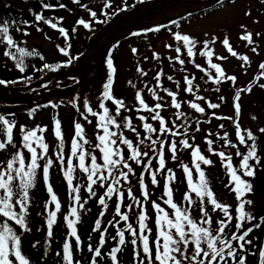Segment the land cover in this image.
<instances>
[{"label": "snow or ice", "instance_id": "6c2138e0", "mask_svg": "<svg viewBox=\"0 0 264 264\" xmlns=\"http://www.w3.org/2000/svg\"><path fill=\"white\" fill-rule=\"evenodd\" d=\"M74 3L80 4V0H73ZM143 2V0H141ZM222 3V0H220ZM234 2V0H233ZM264 3V0H261ZM60 8L66 6L62 3L58 5ZM86 9L93 21L104 23L105 21H98L97 12L93 11L87 5H80ZM54 6L49 3H44L41 0L42 9H50ZM111 0H106L103 8H111ZM121 11L125 9H120ZM31 11V10H30ZM107 15V13H104ZM246 16L251 15V10L245 12ZM62 20L63 18H59ZM35 22H43L49 25L53 29L58 28L57 23H53L51 19H46L43 15V11L34 15ZM78 25H82L85 29H91V23L86 22L84 19H78L76 22ZM171 23L176 24L175 21ZM259 23V21H254ZM30 25L28 20L16 21L9 19H0V44L6 45V50L3 52L5 57L11 58L15 61V67L23 73L25 71L24 57L38 55L41 60L44 57L35 50L29 51L25 47H21L20 44L14 39L11 34V29L15 27V31L22 32L27 36L30 33L26 29H22L19 25ZM160 28H167V25H160L156 28L147 29V31H160ZM242 34L240 39L245 41L247 45H256L257 37L262 34L260 32L253 33L247 29L246 25H240ZM37 31H42L39 27ZM75 28L72 32H75ZM58 31L61 36L67 41L69 38V31L64 27H59ZM139 33H134L138 35ZM177 45L173 48V45L166 44L165 47L173 49L177 55L175 57H168L170 63L176 62L180 66H184L186 63L185 58H181L186 53V58L196 69L201 72H205L207 79L200 77L199 79L207 84L211 81L215 85H220L224 81H232L236 84L237 77L235 75H227L224 68L220 63L213 62L214 50L210 45L217 42V37L212 36L210 39L205 38L203 41L197 40L195 37L189 34H182L181 32L172 33ZM207 37V34H205ZM49 38V37H46ZM50 39V38H49ZM222 45L226 48L227 52L232 57L243 61L241 67L250 63V58L247 55H241L234 50L230 43L229 37L226 35L221 41ZM202 45L201 48H197V45ZM257 46H253L251 51L257 53ZM71 44L68 43L66 47L57 45V49L68 59L63 63L43 65L44 69H48L52 72L58 71L62 67H68L72 64L76 57L70 55L69 49ZM14 49L15 51H11ZM182 49L184 52L182 53ZM133 53H136V49H132ZM197 53L202 57H207V69L202 67L201 64L196 63L195 57ZM19 54V55H17ZM155 60H160V56L157 53H153ZM147 60V57H144ZM219 60H226L227 57L219 56ZM107 80L103 84V91L101 94V100L99 102V108L102 112L93 111V108L89 106L87 98L83 100V107L87 113H90L93 117H98V124L96 127L102 130V134H97L98 144L95 148L99 149L102 163L98 162L97 155L89 149H85L84 145H90V141L85 136V131L81 123L75 122L74 129L75 134L71 141V155L66 161L63 155L64 148V135L61 130V121L58 118H54V136L58 140V151L56 152V158L61 164L63 176L67 181L70 196L73 201V205L68 215L65 216L67 228L70 230L68 236L75 239L76 250H81V237L78 235L76 225L80 222L79 210L90 211L86 209L85 205L87 200H82L80 195L81 186L79 184L74 185V171L78 167L83 173L86 174L87 183L84 186L89 194V198L96 197L97 193L94 186L104 188V194L98 197V204L102 207V210L98 214V218L94 222V232H100V238L97 246L88 244V251L91 253V259L89 264H99L98 258H102V248L106 243L107 228L101 231L102 220L105 211L108 210V200H112L116 197V203L114 206L115 215L107 223L116 228V236L111 237L115 240L118 237V245L111 248L106 254L111 264H120L118 260V253L122 251V246L126 244L125 232L127 231L132 239L133 245V259L135 264H248L249 256L255 259L256 264H264V243H261L258 247L254 244V239L249 238L250 234L255 229H260L264 226V215H257L254 212L255 201L251 197L255 195V185L253 181L257 178L259 171H264V157L259 154L258 150V137L254 134L253 130L248 128H242L240 117L242 114L241 94L251 93L253 91V83L249 82L244 87H237L234 98L233 108L234 116H218L216 112L211 113V117L206 121H201L195 116H190L188 113L182 110L183 106L194 111L198 114H207L206 110H217L221 108V103H214L206 99L205 96L198 93L208 91L207 88L201 89L199 84L194 83L197 80L195 75H184L183 79V91L190 94L192 99L182 100L180 97L181 81H175L177 91H172L167 87H164L161 83V78L165 76L163 69L156 72L153 79L156 81L154 87H150L147 83L144 84V88L147 89L154 101V104L149 105L142 95V90L138 89L135 92V101L138 102V107L135 109L137 112H147L149 116L139 115L138 119L142 122L141 126L144 132L143 137L141 133L137 131V128L133 125L132 118L130 116H123V123L118 122L117 117L122 115L121 110L131 111L128 109L125 101L121 98H116L113 94L114 76L116 74V68L113 65L111 57L107 59ZM259 72L254 76L256 86L261 90H264V83L260 81L264 79V62L258 65ZM179 71H186L183 67L178 69ZM211 70H214L211 71ZM137 73L146 77L148 72L142 67L137 65ZM167 80L173 81V76L167 75ZM25 81H30L31 77H23ZM19 81H5L0 79V85L15 84ZM128 84L136 88V84L131 80ZM46 88L47 85H44ZM157 89L163 91L170 98V101L165 103L164 97L161 96ZM213 91L219 93L220 88L216 87ZM78 99V97L76 98ZM219 100L223 102L225 97L219 96ZM105 101L111 102L115 106V113L112 114L109 108L105 106ZM51 103V102H49ZM75 106V101H71ZM202 104L204 106H202ZM44 105L43 107H47ZM53 108L58 107V104H51ZM166 107L175 109V119H166L162 114V110ZM79 111V109H77ZM36 108L30 110L29 115L34 113ZM81 116L88 123V116L84 112L80 113ZM12 115V114H10ZM149 118L152 121L158 122V127L153 123L148 122ZM229 120L234 124L235 137L238 139L239 145L246 146V151L242 152L236 143H233L229 138L228 131H224L223 135L219 132H209L208 136L215 137L210 139L205 137L207 144V152L219 157L222 162V167L226 170L228 176V183L225 188H228L231 193L234 194L236 204L234 206L223 203L218 200L215 192L210 186L209 179L206 176L204 169L201 165H213L214 161L205 155L198 144L195 143L196 137L190 136L189 129L192 126V122H195L196 132H202L200 127L201 123H211V119ZM253 121L257 120V117L253 115L251 117ZM0 131L5 133L6 139L0 140V151H5L11 145L16 149L11 153L10 158L6 160H0V264H31L30 259L22 251V234H18L9 221L18 225L23 232H29L28 225V210L31 203L30 189L35 186L37 170L42 168L43 180L46 184V190L50 195V201L46 202L45 207L49 203H54L55 210L47 212V237L53 236V225L56 223L57 213L60 211L61 204L53 191V187L49 182V171L53 166V159L48 156L49 145L45 142L42 133L46 131L45 127L39 125L33 129H27L25 126H20V132L22 133L21 146L18 147L14 143L13 129L16 127L15 120L8 119L5 115L0 114ZM113 127L117 130L125 128L133 132L136 136V141L127 138L123 131H114ZM225 125L221 123L220 129H224ZM38 132L41 133L38 135ZM258 133L264 135V127L258 128ZM155 137V138H154ZM171 137V139H168ZM179 137V139H176ZM223 142V148L235 149L234 155L240 157L238 166L233 164V155L227 154L225 150H218L213 147L216 140ZM190 140L192 142H190ZM35 145V146H34ZM120 145L126 146L127 154ZM179 148L183 150H190L192 165L195 172L198 174V179L193 178V169L188 164L180 162V167L186 175L187 186L189 192L184 194V200L187 201V207H181L173 200V189L171 182L176 180V174L171 168L166 167L165 151L171 153V159L173 161L178 160L177 152ZM37 148L41 151L38 152ZM26 149L30 156L26 162V156L23 150ZM150 153L152 155H150ZM153 156L157 158V166H153ZM73 157L78 158V164L74 165ZM145 158L147 161L145 162ZM46 159V162L41 165L40 160ZM90 159V163L86 162ZM134 162L136 165H142L143 171L138 176V183L142 190L143 200L149 199L148 186L145 184V173H148L151 178L152 185H158L157 175L166 173L164 184V194L167 199L163 200V203L173 210L172 214L161 207L160 203L151 201L152 207L156 211L155 225L157 228V235L154 240L151 241L149 235L152 229L149 228L146 221L148 215L144 210L142 201L137 198L132 191L131 187L127 188V196L131 197L135 201L136 206L140 208L138 215V229L133 227V224L129 222V211L132 210L133 205H124L128 211H122V205L125 200V191L121 187V180L129 181L130 175H136L132 166ZM126 169V171H125ZM191 193L195 194V197L199 201L198 210L199 218H194L192 215V206L196 204L193 200ZM208 205L211 208H208ZM17 206L19 211H17ZM230 209H233L230 211ZM219 210L222 213V217L216 219L211 213H216ZM119 217V219H116ZM121 222H124V227H121ZM215 224V227L213 225ZM250 225V226H246ZM233 228L230 235L227 234L228 230ZM91 240V235H89ZM138 241L140 242L139 247ZM38 243V242H37ZM36 244H33V248ZM47 247V246H46ZM62 261L63 264H81V261L74 260L72 243L66 238L62 245ZM47 252L45 251V255ZM57 256L61 253L57 252Z\"/></svg>", "mask_w": 264, "mask_h": 264}, {"label": "rangeland", "instance_id": "374dc122", "mask_svg": "<svg viewBox=\"0 0 264 264\" xmlns=\"http://www.w3.org/2000/svg\"><path fill=\"white\" fill-rule=\"evenodd\" d=\"M102 5L100 7V11H103V5L106 2V0H102ZM124 0H118L117 2L111 1L112 7L109 8V14L105 15L107 18L105 23L100 25L99 22L95 23L93 26V31L90 33L92 34L101 32L102 34L108 33L110 31V35L115 33L117 30L120 29L121 35L119 37H112L107 38L105 36L99 37L98 43L99 48L102 46L101 50L97 49V45H92V41L88 42V46L86 44H83V42H87L86 38L88 36L87 33H83L81 30L77 35H82L80 37L76 38V49H73V46L75 45L73 42L71 44V48L69 49L70 55L72 57H76V59L73 60L72 64L66 68L62 67L60 68V73H62L63 69L70 70L73 66L76 65L75 72H73L72 75H70V80L65 81L63 83V86L57 88V82L50 81L49 83V89L45 87L41 88V91L43 92L44 96L38 97V98H32V105H37L40 102L41 103H48L51 104H58L59 106L56 108H53L51 106L50 110H37L32 115H19V118L15 120L16 127L13 129V139L14 143L20 147L21 141H22V133L20 132V126L23 125L27 129H33L36 128V126L45 127L46 131L42 133L44 136L45 142L49 145V151L48 156L51 157L54 161L53 166L50 168L49 171V179L53 178L56 182V177L51 176L53 175L52 171L53 169L60 170V174H63L61 164L56 158V152L58 149V140L54 136V118H58L61 121V130L64 135V148H63V155L65 159V168H66V161L71 155V141L75 134L74 129V123L79 122L82 124L85 136L90 141V145H84L85 149H89L93 152V154L97 155L98 162L102 163V160L99 159L100 152L99 149L95 148V145L99 143L97 137V134H102V130L98 129L96 125L98 124V117L91 116L90 113H87L86 109L83 107V100L84 98H87L89 102V106L93 108V111L96 112H102V109L99 108V102L101 100V94H102V87H103V78H104V67L105 61H102V56H104L106 62L109 58V54L111 52L112 54V60L113 65L116 68V74L114 76V84H113V94L116 98H121L125 101V104L128 109H131V111H126L124 109L121 110L122 115L120 117H117L118 122L121 124L123 123V116H130L132 118L133 125L137 128V131H139V124L140 121L138 119L139 115H145L141 112H137L135 109L138 107V102L135 101V92L136 90L140 89L142 90L141 86L138 85L139 79H145L147 83V79L152 78L151 82L154 80L153 77L156 75L157 71H160L162 68L164 73L166 74L161 78V83L164 87H167L168 89L172 91H177L175 81L179 80L181 81L182 77L184 75H195L197 77V80L194 81V83L199 84L201 86V89L207 88L208 91L201 90L198 94L203 95L206 97V99L210 100L211 102H215L213 97L223 95L225 97V100L221 103V108L214 110L216 113L225 112L228 115H231V109L229 108V94L231 90L233 89L232 93L235 92V87L238 85H242L245 81H249L252 77V74L254 70L256 69V66H254L255 62H260L264 58V3H261V0H228L227 2H224L223 4L214 7L211 10H207L204 13L201 14H195L191 17H188L187 19H183L180 21H175L176 24H167L169 21H173L172 18H175L184 12H188L189 10L196 9L199 6L202 5H208L211 4L213 0H137L133 4L128 6L121 5V2ZM96 5L89 4L88 7L91 8L93 11L95 10ZM125 9L121 11L120 9ZM151 9V10H150ZM251 10V15L246 16L245 12L248 10ZM96 11V10H95ZM97 12V11H96ZM81 13H83V17H87L86 19H90V15L86 9H82ZM138 14H143L137 16L135 20H133L130 23V27H127L126 21L124 19L116 20L117 17L125 16L127 19L132 18ZM146 16V17H145ZM84 19V20H86ZM112 19V20H111ZM111 20L109 23L108 21ZM144 21L150 22V24L143 23ZM254 21H259V23H254ZM246 25L247 29L249 31H252L253 33L260 32L262 35L260 37L255 38L258 43L253 46H257V53H253L251 50L245 48L243 46V41L239 38L242 34V30L240 28V25ZM160 25H167V28H160V31L156 32V34H149V35H134V33H137L138 31H145L147 29L156 28ZM119 26V28H117ZM105 28V29H104ZM117 28V29H116ZM116 29V30H115ZM181 32L182 34H189L193 37H195L199 41H203L205 38H211L212 36H216L217 42L213 45H210V47L213 48L215 55L213 56V62L214 63H220L221 66L224 68L225 72H235L237 75V81L236 85H226L225 81L221 83L220 85H215L211 81H209L207 84L204 83V81L200 80V77H204V79H207V76L205 72H198V70L187 61L186 53L182 55L181 58L186 59V63L184 66H180L176 62L169 61L168 57H175L177 53L173 49L166 48V44L173 45V48L177 45V42L174 40V37L172 35L173 32ZM100 33V34H101ZM98 34V35H100ZM207 34V37L205 36ZM228 36L230 39V43L232 44L235 51H237L241 55H247L250 58V63L245 65L243 68L240 66L243 61L237 59L236 57H232L230 53L227 52L226 48L222 45L221 41L224 39L225 36ZM117 42L111 43V40H116ZM30 42V39L27 41V43ZM48 42L45 41L44 44H47ZM117 44V45H116ZM108 45L107 48H105ZM21 46V45H20ZM25 47L26 46H21ZM202 45L198 44L197 48H201ZM86 48V49H85ZM132 49H136V53L134 54ZM98 53V55L94 53ZM157 53L160 56V60H155L153 58V53ZM184 50L182 49V53ZM103 54V55H102ZM224 56L227 57L226 60H219L217 57ZM144 57H147L148 59L145 60ZM65 58V61L68 59V57L63 56ZM196 63H199L202 65V67L207 69V57H202L197 53V56L195 57ZM64 61V62H65ZM82 62V67L80 68ZM8 69L15 67V64L12 65V63H7ZM84 65V66H83ZM137 65L142 67L145 71L148 72V75L146 77L140 76L136 69ZM79 66V69H77ZM183 67L186 69V71H179ZM48 70H46L47 72ZM214 72V70H211ZM48 77H50L52 74H46ZM82 75L83 79L81 82L76 84L74 87L64 90V87L67 85H70V83H74L77 80H79L80 76ZM167 75L173 76V81L167 80ZM57 80V79H56ZM132 81L136 84V88L131 87L128 84V81ZM69 81H71L69 83ZM53 82V83H52ZM149 84H152V83ZM253 83V91L251 93H242L241 94V105H242V114L240 117V122L242 128H248L253 130L254 134L258 137V150L259 154L264 157V135L258 133L259 127H264V90H261L259 87L256 86L255 81H251ZM261 83H264V79L260 81ZM121 84L122 89L115 90L116 85ZM248 84V83H247ZM246 84V85H247ZM8 85V84H7ZM10 85V84H9ZM244 85V86H246ZM243 86V87H244ZM4 85H0V90H5ZM154 87V85L152 86ZM183 83L181 81V88H180V97L182 100H188L192 99L190 94H187L183 91ZM216 87L220 88V92L217 93L213 91ZM126 88L127 90H124ZM38 90V89H37ZM158 93L164 97L165 103L170 101V98L167 97L163 91L157 89ZM46 94V96H45ZM0 96L6 97L8 100L11 99V97L5 96V92L0 93ZM35 96H39L38 93L35 94ZM78 97V99H76ZM152 98V96H151ZM40 99L39 103L38 100ZM153 99V98H152ZM146 100V98H145ZM216 100H219V97H216ZM71 101H75V106H73V103ZM154 101V100H153ZM51 102V103H49ZM156 102V101H154ZM105 106L109 108L110 113H115V106L109 102L105 101ZM233 103V102H232ZM112 104V106H110ZM202 106H204L202 104ZM79 109V111L77 110ZM182 110L188 113L190 116H195L199 119H206L207 114H198L194 113L193 110L187 108V106H183ZM210 109L206 110L209 111ZM60 112V114L58 113ZM64 112V114H62ZM81 112H84L85 115L88 116V120H91V123H88L87 120L81 116ZM175 109L171 108V111L167 113V119H175L174 116ZM255 115L257 117V120L253 121L251 117ZM211 117V116H210ZM11 120H14L11 118ZM212 120V119H211ZM212 123V121H211ZM142 124V122H141ZM206 124V123H205ZM226 124V123H224ZM194 125V121L192 122V126ZM235 129V128H233ZM114 131H123L124 135L132 139L134 142L136 141V136L133 132H131L128 129L121 128L119 130L115 129L113 127ZM228 131L229 138L232 139L233 143L238 144V139L235 137V134L231 132V130L228 128L227 124L225 125L224 129H212V132H219L221 135H223L224 131ZM140 132V131H139ZM209 133V132H208ZM41 133L38 132V135ZM192 136V134H190ZM210 139H215L212 136H208ZM212 137V138H211ZM6 136L3 131L0 132V140H5ZM190 142H192L190 140ZM195 143L198 144L201 148V151L207 155L210 159L214 161V163L219 162L221 165V168L224 170V173L226 174V170L222 167V162L220 161L219 157L213 154H210L207 152V144L206 140L203 142L200 139L195 140ZM35 146V145H34ZM241 151H246V146L240 145ZM121 148L125 150V154H127L126 146L120 145ZM179 147V146H178ZM214 148L218 150H225L226 153H230L233 155V164L234 166H238L239 160L234 158L235 149L233 148H223V142L216 140V143L213 145ZM16 149L12 148L11 145L8 147L5 151H0V160H6L7 158H10V155L12 152H14ZM24 151L26 156V162L30 154L27 152L26 149H21ZM37 151L40 152L41 150L37 148ZM182 149H178L177 156L185 155ZM166 153V167L171 168L173 172L176 170H182L181 174L186 179V175L183 172V169L180 167L181 161H173L171 159V153L167 150ZM73 163L75 165L78 164V158L73 157ZM46 162V159L40 160L39 163L43 165ZM86 162L90 163V159H87ZM132 166L135 170L136 175H130L129 181L121 180V187L125 191L127 195V188L131 187L133 194L139 198L142 203L144 210L146 211L148 215V220L146 223L148 224L149 228L152 229L151 233H146L149 235L150 244L151 241L155 239L157 235V228L155 225V217H156V211L152 207L151 201H158L160 196L158 195V191L161 184V177L163 174L157 175L158 185H152L151 184V178L148 173H145V184L148 186V192H149V199L147 201L143 200L142 196V190L140 187H138V175H139V165H136L134 162H131ZM153 166H157V158L152 159ZM183 163L188 164L190 168L193 169V178L196 177L198 174L195 172L194 166L192 165V160L189 158L186 159ZM213 163V164H214ZM203 167V164L201 165ZM42 172V168L40 169ZM138 170V172H137ZM76 171L78 174H80L82 177L86 180V174L83 173L78 167L76 168ZM126 171V169H125ZM43 174V173H42ZM187 180V179H186ZM255 185V195L251 198L255 201V208L254 212L257 215H264V171H259L257 178L253 181ZM53 191L56 193L60 204H62V198L63 194L58 191L56 188L53 187ZM60 193V194H59ZM227 193V194H226ZM185 194V193H184ZM216 196L219 201L232 205L233 209L236 204L234 194L230 192H224L221 196L220 193H216ZM61 195V196H60ZM127 199L129 201V204H132V210L129 211V222L133 224L134 228L138 229V215L140 208L136 206L135 201L132 200L131 197L127 196ZM197 199V198H196ZM161 200V199H160ZM50 201V199H48ZM47 201V202H48ZM163 200H161L162 202ZM178 204V201H174ZM198 204L199 201L197 200ZM128 205V204H127ZM161 207L165 208L166 211H168L170 214H172L173 210L167 208V205H161ZM208 208L210 209L211 206L208 205ZM233 209H230L232 211ZM55 205L54 203H49L47 206V209H45V215L47 217L48 211H54ZM128 211V209L126 210ZM216 219H219L222 217V214L217 210L216 213H211ZM192 215L194 218H199V210L198 207L192 211ZM247 226V225H246ZM250 226V225H248ZM215 227V224L213 225ZM233 228H230L228 230V233L230 235L231 231H233ZM256 231V229L254 230ZM261 231V238L259 245L261 243H264V226L260 228ZM252 238H256V236H253ZM255 240V239H254ZM255 242V241H253ZM251 259V256H249L248 261ZM256 264V263H255Z\"/></svg>", "mask_w": 264, "mask_h": 264}, {"label": "trees", "instance_id": "16d2710c", "mask_svg": "<svg viewBox=\"0 0 264 264\" xmlns=\"http://www.w3.org/2000/svg\"><path fill=\"white\" fill-rule=\"evenodd\" d=\"M114 2H117L118 0H111ZM137 0H124L121 2V5L128 6L133 4ZM44 3L52 4L54 7L50 9H42L41 8V0H0V19H9V20H16V21H22V20H28L30 22V25H19L22 29H26L30 35H23L22 32L15 31V27L11 29V34L13 35L14 39L21 45L26 46V49L29 51L35 50L40 55L44 57V60H41L38 55L33 56H26L24 57V63L26 65L25 71L21 73L16 67L13 68H7V63H12V65L15 64V61H13L9 57H5L3 55V52L6 50V45L0 44V79H3L5 81H19L15 84L10 85H4L5 90H0V93L5 92V96L11 97V99H7L6 97L0 96V114L5 115L8 119L11 120L18 119L19 115H28L30 110L33 108H36L37 110H50L51 105L48 103H39L40 99L38 100L37 105H32V98H38L41 96H44L43 92L41 91V88L44 87V85H47L46 88L49 89V83L50 81L57 82V88L63 86V83L65 81L70 80V75L75 72L76 65L73 66L70 70L63 69L62 73H60V69L56 72H52L48 69H44L43 65L45 63L48 64H55V63H63L65 61V58H63V54L60 53L57 49V45L61 47H66L68 43H74L73 49H76V38L80 37L82 35H77L81 30L82 32L87 33L88 36L86 38L87 42H83V44L89 45L88 42L92 41V46L97 45L99 38H97V33H90L93 31V26L96 21H93L92 18L86 19L83 17L82 7L80 5H96L95 10L97 11V18L98 21H106V17L104 13L109 14L108 11L109 8L105 9L102 8L103 11H100V7L102 5V0H80V4L74 3L73 0H43ZM62 3L66 7L60 8L58 5ZM220 2L213 3L212 5H202L197 7L196 9L189 10L188 12L179 15L176 20L180 21L183 19H187L188 17L194 16L195 14H201L206 12L207 10H211L214 7L220 5ZM31 10V11H30ZM94 10V11H95ZM43 11V15L46 19H51L53 23L58 24L59 27H64L66 30L69 31V38L66 41L63 36L60 35L58 28L53 29L49 25L41 22H35L34 15L36 13H39ZM59 18H63L60 20ZM86 19V22L91 23V29H85L82 25H78L76 22L78 19ZM129 21V20H128ZM127 21V22H128ZM104 22V23H105ZM126 22V23H127ZM103 23H100L102 25ZM106 25V23H105ZM39 27L42 31H37L36 28ZM75 28V32H72V29ZM105 29V28H104ZM109 33V32H108ZM105 33L103 36L107 38L112 37H119L121 35L120 32H115L110 35V33ZM149 35V34H156L154 31H143L142 33H139V35ZM102 36V37H103ZM49 37V38H46ZM30 39V42L27 43V41ZM47 41V44H44V42ZM117 45V44H116ZM97 49L101 50L103 48H99V43L96 46ZM108 45L105 47L107 48ZM11 51H15L12 49ZM95 55L98 53H94ZM19 55V54H17ZM103 55V54H102ZM112 56V54H109ZM102 56V61L103 60ZM104 67V78H103V84L107 80V74L108 70ZM66 68V67H64ZM79 69V66L78 68ZM46 70H48L46 72ZM46 74H52L50 77H48ZM23 77H31L30 81H25L22 79ZM57 79V80H56ZM52 82V83H53ZM71 81H69L70 83ZM71 84V83H70ZM44 88V89H46ZM38 89V90H37ZM122 89V85L118 84L116 85L115 90ZM124 90H127L124 88ZM103 91V87H102ZM38 93L39 96H35V94ZM42 94V95H41ZM41 95V96H40ZM46 96V94H45ZM44 105H48L47 107H43ZM112 106V104H110ZM60 114V112L58 111ZM12 114V115H10ZM33 114V113H32ZM31 114V115H32ZM64 114V112H62ZM201 121H206V119H200ZM209 123H206L205 126H208ZM0 128H2V125H0ZM193 128H196L195 122L193 125ZM1 132V131H0ZM203 132V131H202ZM202 132H197L196 136L201 135ZM150 155H152L150 153ZM147 158H145L146 160ZM75 165V164H74ZM142 165H139V168H141ZM206 173L207 178L209 179L210 186L212 187L213 191L216 193H220L221 196L224 192H228L229 189L225 188V185L228 183V176L224 173V170L221 168V165L219 162L214 163L211 166L203 165L202 167ZM60 170L53 169L52 173L56 177V182L54 179L50 178L49 182L51 183L52 187L56 188L58 191H60L63 194L62 198V204L60 211L57 213L56 217V223L53 225V236L51 238L47 237V224H46V215H45V204L50 199V195L46 190V184L43 180V174L40 169L37 170L36 174V180H35V186L30 189V199L31 203L29 205L28 210V225L30 228L29 232H23L22 229L18 225H15L14 222L9 221V223L14 227V229L17 231L18 234H22V251L24 254L30 259L31 264H63L62 261V245L67 238L73 246V256L74 260L81 261V264H89V261L91 259V253L88 251V244L91 243L94 247L97 246L100 238V232H94V222L98 218L99 212L102 210V207L98 204V197L100 195L104 194L105 189L94 186V189L97 193L96 197L89 198V194L86 191V188L84 187L87 183L85 181V178L82 177L78 172L74 171V180L73 184L77 185L79 184L81 186L80 195L82 200H87V204L85 205L86 209H90V211H84L79 210L80 212V222L76 225L78 235L81 237V250H76V243L75 239L68 236L69 229L67 228V224L65 221V216L68 215L70 212V209L73 205V201L70 196L69 188L67 185V181L64 178L63 174L61 175ZM181 169L176 170V180L171 182V187L173 189V200L178 201V205L181 207H187L188 203L184 200V193L189 192L188 186H187V180L183 177L181 174ZM138 172V170H137ZM166 174V173H165ZM198 179V175L194 177V180ZM2 194V192H0ZM60 194V193H59ZM227 194V193H226ZM158 195L160 196L161 200L166 199V195L162 190L158 191ZM193 200L196 201V204L192 206V211L195 210L198 207V202L195 197L194 193H191ZM61 196V195H60ZM159 199V203L161 205H165L163 201ZM109 208L105 211L104 217L101 218L102 225H101V231H103L104 228H107L108 231L106 233V243L104 247L102 248V258H98L99 264H111L110 258L106 255L112 247L118 245V237L113 240L111 237L116 236V228L112 227L107 223L108 220H111L113 216L115 215L114 206L116 203V197L114 196L112 200H108ZM129 204V201L127 199V195L125 193V200L123 202L122 211H126L127 208L124 205ZM167 208L170 209L169 206ZM17 211H19V208L17 206ZM222 214V213H221ZM3 219V218H0ZM116 219H119V217H116ZM130 219V218H129ZM121 227H124V222H121ZM248 226V225H247ZM89 235H91V240H89ZM253 236H256V239L254 240V244L258 247L260 238H261V231L260 229H256V231H253V233L250 234L249 238H252ZM125 238H126V244L122 246V251L118 253V260L120 264H135V261L133 259V245L131 244V235L126 231L125 232ZM38 242V243H37ZM36 244V247L33 248V244ZM140 242L138 241L137 247H139ZM47 246V247H46ZM45 251L47 254L45 255ZM61 253L60 256H57L56 253ZM255 259L251 257V259L248 261V264H255Z\"/></svg>", "mask_w": 264, "mask_h": 264}, {"label": "flooded vegetation", "instance_id": "af4514ba", "mask_svg": "<svg viewBox=\"0 0 264 264\" xmlns=\"http://www.w3.org/2000/svg\"><path fill=\"white\" fill-rule=\"evenodd\" d=\"M151 10V9H150ZM146 17V16H145ZM125 18V19H124ZM119 19H124V21H126V20H129L125 25H127V27H130L131 25H130V23L133 21V20H135L134 18H129V19H127L125 16H120V17H117L116 18V20H119ZM143 23H146V24H150V22H148V21H144ZM117 28H119V26L117 27ZM116 28V29H117ZM115 29V30H116ZM110 32V31H109ZM116 32H120V29L119 30H117ZM142 33V32H141ZM109 34V33H108ZM101 35V34H100ZM111 42H113V40H111ZM258 43V41H256V44ZM243 46L245 47V48H247V49H249V50H251V48L253 47V45H247V43L245 42V41H243ZM261 62H264V58H263V60H261L259 63L258 62H255V64H254V66H256V69L254 70V72H253V74H252V77H251V79L249 80V81H245L242 85H238L237 84V87H243L244 85H246L247 83H249V82H251V81H253L254 80V76H256L257 74H258V72H259V69H258V65L261 63ZM241 66V65H240ZM198 70V72H201L199 69H197ZM226 74L227 75H235L236 77H237V75H236V73L235 72H226ZM151 79L152 78H149V79H147V84L150 86V87H152L153 85L155 86L156 85V81L155 80H153L152 82H151ZM143 81H145V79H139V81H138V85L139 86H141V88H142V95L144 96V98H146V102L147 103H149V105H152V104H154L155 102L153 101V99L151 98V93H149L148 91H147V89L146 88H144V84L146 83V82H143ZM181 81H182V83H183V79H181ZM152 83V84H149V83ZM225 84L226 85H232L233 84V82L232 81H230V83L228 84V81L226 80L225 81ZM236 85V84H235ZM237 87H235V91H236V88ZM232 91H233V89L231 90V92H230V94H229V108L231 109L230 111H231V115H228L227 113H225V112H221V113H216L218 116H234V108H233V98H234V94H235V92H233L232 93ZM217 98L219 97V96H216ZM216 97H213L212 96V98H214V100H215V102L217 101L218 103H220L221 101L220 100H216ZM189 100V99H188ZM165 101H167V100H164V102ZM241 103H242V101H240ZM171 111V107H166L165 109H163L162 110V112H161V114L167 119V113H169ZM212 112H216V111H214V110H209V111H207V118H206V120H208L209 118H210V116H211V113ZM143 114H145V116H149L150 117V114L149 113H147V112H142ZM212 123H209V125L208 126H205V123H201V125H200V127L203 129V132L201 133V135H199V136H196L197 135V132L195 131V128H193V126H191V128L189 129V134H192V135H194L195 137H196V140L197 139H200L201 138V140L203 141V142H205V137L208 135V132H212V129H214V128H217V129H220L219 128V125L221 124V123H226L227 124V126H228V128L231 130V132L234 134L235 133V129H233L234 128V124L231 122V121H229V120H218V119H215V118H212ZM148 122H150V123H153V125L154 126H156V127H158V122H156V121H152L150 118H149V120H148ZM226 124H224V125H226ZM139 131H140V133H141V137H143V135H144V132H143V129H142V126H141V121H140V124H139ZM155 138V137H154ZM212 138V137H211ZM215 138V137H214ZM168 139H171V137H168ZM176 139H179V137H177ZM239 148L241 149V146L239 145ZM178 149L180 150L181 148H179L178 147ZM183 150V149H182ZM183 151H185L184 153H185V155H182V156H178V162L179 161H182V162H184V161H186V159L188 158H190L191 160H192V158H191V153H190V150H183ZM228 154H230V153H228ZM165 156H166V153H165ZM153 158H156V157H154L153 156ZM234 158L235 159H237V160H240L241 158L240 157H236V156H234ZM147 161V159L145 160V162ZM143 169V166H141V169L140 170H142ZM165 176H166V174H163L162 175V177L163 178H165Z\"/></svg>", "mask_w": 264, "mask_h": 264}, {"label": "water", "instance_id": "95a60500", "mask_svg": "<svg viewBox=\"0 0 264 264\" xmlns=\"http://www.w3.org/2000/svg\"><path fill=\"white\" fill-rule=\"evenodd\" d=\"M80 67H82V64L80 65ZM82 79H83V77H82V75H81L80 78H79V80H78L77 82H74V83H72V84H70V85L64 87V90H68V89L74 87L76 84H78L79 82H81Z\"/></svg>", "mask_w": 264, "mask_h": 264}]
</instances>
